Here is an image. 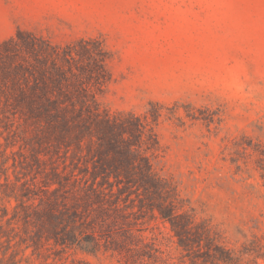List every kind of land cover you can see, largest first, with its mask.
<instances>
[{"label":"rangeland","instance_id":"374dc122","mask_svg":"<svg viewBox=\"0 0 264 264\" xmlns=\"http://www.w3.org/2000/svg\"><path fill=\"white\" fill-rule=\"evenodd\" d=\"M3 13L17 22L0 25V264H264V0H0ZM43 79L61 108L32 100ZM138 155L155 187L111 176L91 192V174L137 175ZM64 228L74 243L56 242Z\"/></svg>","mask_w":264,"mask_h":264},{"label":"trees","instance_id":"16d2710c","mask_svg":"<svg viewBox=\"0 0 264 264\" xmlns=\"http://www.w3.org/2000/svg\"><path fill=\"white\" fill-rule=\"evenodd\" d=\"M24 35H28V38H30V40L36 42L38 38H36L35 36H33L32 34H26L23 33L22 31H18L16 34L17 38H20V36H24ZM10 40H14V38H11ZM41 44H44V46H46L45 51H42L41 55V59L39 60L40 62H42V64H46L45 61H49L50 65L53 64L54 59L61 57V55H59L58 53H56V50L51 48L47 43H44L43 40H41ZM32 49L35 50V48L33 47ZM52 53H50V51ZM55 52V53H54ZM78 54V53H77ZM67 56H70L72 58V54L71 53H66L63 55L64 60H67ZM35 89L36 90H40V92L42 94H36L35 96L32 97V100H34L35 104H43L42 109H50V108H61L60 104H61V100H63V96H59V97H52L50 94L45 93V91H47L48 89V84L47 82L43 79L41 81H36L35 82ZM83 100V99H82ZM81 102H83V105L86 104V102L83 100ZM92 114H94V112H92ZM131 118V127H128L127 130V134H130L131 136H135L137 135L138 138H140V133H141V127L143 126L142 123L140 122L138 117H135L133 115H130ZM104 121H106V125L109 128H113V127H118L120 125V127L123 129L125 126H127L128 124L126 123H121V121L116 118L115 115L110 116V115H106L103 118ZM132 128V129H130ZM131 130V131H130ZM126 132V131H124ZM130 143V142H128ZM130 148L134 147V144H129ZM138 146V145H137ZM135 158H137L138 162V173L137 175H129V176H124V177H120L119 175H115V174H103L101 176L96 175V174H91L89 176V178L87 179L88 181H90V190L91 192H96V187L97 185H100V181H103V185L107 184L108 186H112L113 183L110 181V177L112 176L114 178V181H122L124 183H126L127 185H138L139 187H142L144 189H147L148 187H155V181L153 180V177L151 175V164L148 160V158H146L145 156H136ZM90 191H86L85 195L89 194ZM40 205V204H39ZM160 210V209H159ZM35 214L36 216H39V211L35 210ZM160 214L163 218H171L172 216L171 213H167V211H160ZM51 216V215H50ZM29 217V212L25 211L24 212V220L27 221ZM39 218V217H38ZM58 222V218H56V221ZM172 223V221H171ZM173 225V223H172ZM58 229V228H57ZM56 242L60 241L62 244H71L75 242V233L73 231H71V229L68 228H64L62 231L57 232L56 234ZM81 248H85L84 250L87 251H94V249H86L87 247H81ZM221 250V249H220ZM218 257L216 259H218L219 261L222 262H228L231 261V257L229 256V254L227 253V251H223V249Z\"/></svg>","mask_w":264,"mask_h":264},{"label":"crops","instance_id":"0c3cea01","mask_svg":"<svg viewBox=\"0 0 264 264\" xmlns=\"http://www.w3.org/2000/svg\"><path fill=\"white\" fill-rule=\"evenodd\" d=\"M17 22V18L13 16L2 14L0 15V25L5 29V33H10L12 31V27H15Z\"/></svg>","mask_w":264,"mask_h":264}]
</instances>
